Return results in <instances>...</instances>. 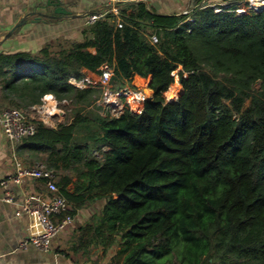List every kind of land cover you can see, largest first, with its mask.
Instances as JSON below:
<instances>
[{"label":"trees","instance_id":"trees-1","mask_svg":"<svg viewBox=\"0 0 264 264\" xmlns=\"http://www.w3.org/2000/svg\"><path fill=\"white\" fill-rule=\"evenodd\" d=\"M118 15L80 40L0 51V112L67 102L63 122L34 120L18 148L52 171L71 215L88 214L70 248L89 259L117 246L121 264H264V9L165 15L139 1ZM108 68L113 90L149 79L139 113L97 104Z\"/></svg>","mask_w":264,"mask_h":264},{"label":"crops","instance_id":"crops-1","mask_svg":"<svg viewBox=\"0 0 264 264\" xmlns=\"http://www.w3.org/2000/svg\"><path fill=\"white\" fill-rule=\"evenodd\" d=\"M140 1L151 12L165 15L184 14L196 6H213L222 2H228L233 7L246 6L245 0ZM136 2L139 1L118 0L114 5L120 9ZM46 3L47 0H0V51H37L41 45L56 38L80 40L82 30L88 25V16L95 12H106L111 7V3L105 0H58L70 12L69 15L56 14L55 17L47 19L42 16L41 20L33 21L36 16L31 15L32 11L53 14L55 6H46ZM41 6H45V9ZM25 17L26 22L15 27ZM18 146L19 143H10L0 130V180L14 172L17 161L27 165L24 159L26 153L20 154ZM9 188L14 194L12 202L4 200L5 189L0 185V264H99L93 258L94 255L87 259L70 248L75 243V228L83 222L81 209L74 215V223L53 239L49 252H40L33 245L19 249L18 245L22 240L31 233L39 232L32 217L17 213L21 202L24 197L31 195L46 202L50 192L44 181L37 178H27L20 185L10 182Z\"/></svg>","mask_w":264,"mask_h":264},{"label":"built area","instance_id":"built-area-1","mask_svg":"<svg viewBox=\"0 0 264 264\" xmlns=\"http://www.w3.org/2000/svg\"><path fill=\"white\" fill-rule=\"evenodd\" d=\"M105 1L111 3V7L109 8V10L106 12L91 13L87 18V23L91 24L107 13H113L116 16L117 27H121V19L118 15L119 9L116 7V5H114L118 0ZM245 1L247 2V6H249L251 10L258 11L264 9V0ZM212 7L217 12L233 10L238 13H242L246 11L245 8L241 6L233 7V5L228 2H222L219 5H213ZM150 41L152 43H156L157 37L155 35H151ZM111 76L112 69L110 68L102 72L100 81L102 84L103 92L100 98L97 100V104L107 108L109 112H111L112 109L110 107L112 106V104L109 103V98L112 95H117L118 98H125L127 100V103L124 105V107L127 106L132 112L139 113L142 109L144 100L150 98L151 96L146 97L143 90L140 88L131 89L124 86L118 90H113L110 85ZM69 83L80 88L87 86L83 77L78 79H76L75 77H70ZM55 105V101L53 100L54 108L56 107ZM40 106L44 107V104L34 106L33 109L36 110ZM49 107L43 110V114L45 115L44 117L48 118L53 116V111ZM121 112L113 115H119ZM47 118L44 119L47 121ZM36 119L42 121L47 125L46 121L41 119V117L27 115L25 113H22L17 108L8 107L0 112V130L10 143H18L23 137L34 133V120ZM47 126L56 127V125L50 124H48ZM27 178L42 179L46 184L48 191L50 192V196L49 200L46 202L33 197L32 195L24 197L23 201L20 204V209L17 213H24L29 217H32V219H34L38 226L39 232L31 233L30 235H28L19 243L18 248L21 249L27 247L28 245H33L40 252H49L52 247L53 239L74 223V215H71L69 213L68 202L62 195L59 194L52 171L46 169L43 166H28L23 164L21 161H17L15 163V170L11 175L0 180V185L5 189V196L3 198L6 202H12L14 198V194L9 188L10 182L16 185H20ZM99 264L113 263L102 261Z\"/></svg>","mask_w":264,"mask_h":264},{"label":"rangeland","instance_id":"rangeland-1","mask_svg":"<svg viewBox=\"0 0 264 264\" xmlns=\"http://www.w3.org/2000/svg\"><path fill=\"white\" fill-rule=\"evenodd\" d=\"M245 5L241 6L243 8H245L246 11L250 10L249 6H247V2L245 3ZM175 74V79H174V85H176L177 83V88H179V76L177 74V70L174 72ZM148 84H149V79H143V78H140V77H137V76H134L133 78V81H132V84L131 83H127L125 85V87H129L131 89H134V88H140L143 90L144 94L146 97H150L152 95V91L151 89L148 87ZM173 85V87H174ZM256 86H258V84H256ZM177 90V89H176ZM176 90L174 92V96L173 98H168L169 96L165 95L163 93V96L165 98L166 101H173L174 99H176L177 97V94L178 92L181 90V85H180V88L179 90L177 91L176 93ZM48 96H51L52 97V100L55 101V110H52L53 111V116L52 117H44L45 115L43 114V110H45L47 107H49V99L47 98ZM100 98V97H99ZM103 98V96H102ZM128 99V98H127ZM129 101V100H128ZM109 103L112 104V106L110 107L112 110V114H117L118 112H121L122 110H124V105L127 103V100L125 98H118L117 95H112L110 96L109 98ZM248 102H246V105H247ZM44 104V107H38L36 110H33L30 109L29 111H27V115H34V116H37V117H41V119L45 120L44 118H47L48 120L46 121L47 125L50 124V125H57L61 122L64 121V116H65V109H64V105H67V102L64 100V101H57L56 99H54V97L52 95H47L45 96V99H44V102L42 103ZM50 108V107H49ZM51 109V108H50ZM110 112V113H111ZM46 125V124H45ZM107 148H104V150H106ZM97 156H100L99 153H95ZM38 165H42L41 163L37 162L36 163V166ZM86 212H84L83 210H80V216L82 218V220L84 221L86 219V215L84 216ZM119 247H115V248H110L109 251H107L106 253H104V251L102 249H98L96 250L94 253H93V258L95 259L96 263L97 262H102L103 261H108V262H111L113 264H121L122 263V258H123V255H120L117 250H118ZM176 263V260L174 257H169V260L167 261V264H175Z\"/></svg>","mask_w":264,"mask_h":264},{"label":"water","instance_id":"water-1","mask_svg":"<svg viewBox=\"0 0 264 264\" xmlns=\"http://www.w3.org/2000/svg\"><path fill=\"white\" fill-rule=\"evenodd\" d=\"M54 0H47V3H46V6H50V5H53V6H55V9H54V11H53V14H49V13H44V12H42V11H32L31 12V15H34V16H36L35 17V19H33V21H38V20H41V17L42 16H44L45 17V19H47V18H53V17H55L54 15H56V14H63V15H69L70 14V12L69 11H67L66 9H64L59 3H58V0H56V2L54 3L53 2ZM41 8L42 9H45V6H41ZM150 11V10H149ZM26 22V17H25V19H22V20H20L18 23H16V25H15V27H18V26H20V25H22V24H24ZM15 27H13V29L15 28ZM12 29V30H13ZM12 30H11V32H12ZM153 96V93H152V95H151V97Z\"/></svg>","mask_w":264,"mask_h":264},{"label":"bare ground","instance_id":"bare-ground-1","mask_svg":"<svg viewBox=\"0 0 264 264\" xmlns=\"http://www.w3.org/2000/svg\"><path fill=\"white\" fill-rule=\"evenodd\" d=\"M176 89H177V83H176V85H174V87L172 86L169 90L165 91L164 94L169 96L168 98H170L171 96H172L171 98H173L174 92H175ZM47 98L49 99V104L48 105L50 106L51 110H55V108L53 106L52 98L51 97H47Z\"/></svg>","mask_w":264,"mask_h":264}]
</instances>
